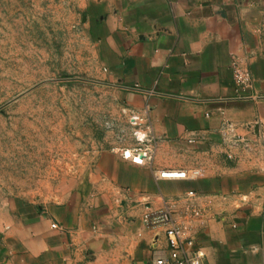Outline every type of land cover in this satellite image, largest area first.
<instances>
[{
  "label": "crops",
  "instance_id": "obj_1",
  "mask_svg": "<svg viewBox=\"0 0 264 264\" xmlns=\"http://www.w3.org/2000/svg\"><path fill=\"white\" fill-rule=\"evenodd\" d=\"M83 18L150 127L152 160L104 150L58 199L0 190V264H157L170 255L166 230L146 228L145 212L189 202L207 210L192 230L203 264H264V170L199 160L264 122V0H87ZM234 63L251 73L240 96ZM168 169L201 174L162 177Z\"/></svg>",
  "mask_w": 264,
  "mask_h": 264
},
{
  "label": "rangeland",
  "instance_id": "obj_2",
  "mask_svg": "<svg viewBox=\"0 0 264 264\" xmlns=\"http://www.w3.org/2000/svg\"><path fill=\"white\" fill-rule=\"evenodd\" d=\"M86 2L0 0L4 194L58 199L86 178L100 152L153 144L101 63ZM199 160L219 170H264V122Z\"/></svg>",
  "mask_w": 264,
  "mask_h": 264
},
{
  "label": "built area",
  "instance_id": "obj_3",
  "mask_svg": "<svg viewBox=\"0 0 264 264\" xmlns=\"http://www.w3.org/2000/svg\"><path fill=\"white\" fill-rule=\"evenodd\" d=\"M233 76L236 83V93L240 96L241 92L246 91L251 86V73L248 68L234 63ZM139 118V117H138ZM150 130V127L147 126ZM152 151L135 149L131 156L127 150L123 152L124 157L132 158L135 163L143 164L152 160ZM198 169L190 171L181 169H168L161 172L165 178H195L200 175ZM189 196H194V192H189ZM150 209V208H149ZM207 210L195 203H184V206L178 207L176 203H164L156 210H149L143 216L144 225L148 229L158 226H164L169 244V257L159 258L157 264H203L205 257L201 249H192L195 244V236L192 230L194 222L204 219ZM57 227L56 224H52Z\"/></svg>",
  "mask_w": 264,
  "mask_h": 264
},
{
  "label": "bare ground",
  "instance_id": "obj_4",
  "mask_svg": "<svg viewBox=\"0 0 264 264\" xmlns=\"http://www.w3.org/2000/svg\"><path fill=\"white\" fill-rule=\"evenodd\" d=\"M127 153H128L129 156H131V154H132L131 150H127Z\"/></svg>",
  "mask_w": 264,
  "mask_h": 264
}]
</instances>
